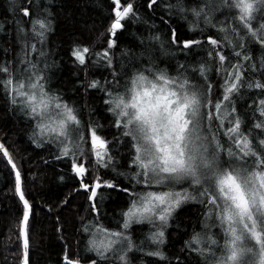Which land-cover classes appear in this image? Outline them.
<instances>
[{
  "label": "snow or ice",
  "instance_id": "obj_1",
  "mask_svg": "<svg viewBox=\"0 0 264 264\" xmlns=\"http://www.w3.org/2000/svg\"><path fill=\"white\" fill-rule=\"evenodd\" d=\"M50 4L8 0L13 18L0 22V35L8 36L5 24H11L18 50L11 51L12 43L0 48V90L12 111L32 121L31 143L53 145L55 159L68 158L79 184L73 190H84L97 214L87 223L82 217L79 229L91 233L85 252L94 257L70 255L65 243L62 264H148L147 258L160 264H264V0H147L153 13L148 19L135 0H110L107 26L96 36L100 47L74 42L69 50L83 71L78 83L85 93H103L112 117L108 129L92 118L91 106L70 104L49 86ZM173 18L186 21L192 35L181 38ZM128 22L148 25V34L137 36L139 52L119 44ZM157 51L185 60L161 67ZM193 53L203 55L191 61ZM0 153L17 198L19 264H30L34 205L25 174L2 141ZM101 170L112 176L105 179ZM102 188L128 197L117 228L100 221ZM189 201L201 206L199 230L194 227L169 256L163 250L166 229ZM61 203L67 205L68 197ZM145 224L149 232L137 243L131 229Z\"/></svg>",
  "mask_w": 264,
  "mask_h": 264
},
{
  "label": "trees",
  "instance_id": "obj_2",
  "mask_svg": "<svg viewBox=\"0 0 264 264\" xmlns=\"http://www.w3.org/2000/svg\"><path fill=\"white\" fill-rule=\"evenodd\" d=\"M109 2L110 0H51L49 7L53 14V30L48 35L46 45L50 52L48 57V63L51 65L48 70L50 88L62 95L70 104L80 108H84L85 105L91 106L95 109L92 118L105 125L106 129L112 117L105 111L103 93L95 90L85 93L84 88L78 83L79 80L84 79L83 71L73 63L69 50L74 42L88 45L95 43L97 48L100 47L96 36L107 26ZM135 3L142 17L148 19L153 16L146 7L147 0H135ZM7 7L8 0H0V22L11 21L13 18ZM160 15L159 11L155 13V23L163 32L164 30L159 27ZM171 27L178 30L181 38L192 35L187 30L186 21L173 18ZM147 28L148 25L142 22L135 24L128 22L127 30L120 36L119 44L121 47L132 48L134 52H139L137 36L141 34L146 36ZM5 31L9 35H0V48L12 43L11 51L18 50L12 25L5 24ZM210 32L216 34L214 29ZM162 40L165 42V47H168L166 35H162ZM116 52L119 55V49ZM155 55L159 57L161 67L169 63L174 67L176 60H185L183 54H177L173 58L157 51ZM202 55L203 53H193L188 59L195 61ZM3 58V54L0 53V60ZM8 58L11 59V54ZM102 72V69H98L95 75L100 77ZM211 79H217L214 72L211 74ZM243 106L244 101L241 102L240 107ZM83 118L88 119L87 109L83 113ZM109 131L114 133L116 130L113 128ZM31 132L32 121L22 113L12 111L3 91L0 90V141L5 143L15 162L21 166L27 181L28 198L34 205L30 264H62L65 243L69 246L70 255L78 251L81 256L94 257L91 253L85 252L88 234L79 231L82 217L87 223L97 215L90 210L88 194L82 189L73 190L78 189L79 184L70 171L68 158L55 159L58 150L53 145L45 144L43 148H37L31 143ZM108 138L110 139L111 136L109 135ZM125 151L124 148L121 149V152ZM5 162L0 153V264H19L17 245L13 244L15 241L13 233L19 211L17 198L10 190L12 188L10 167H5ZM124 164L125 161L121 160V165ZM101 174L105 179L112 176L111 173L105 174L104 170H101ZM61 176L64 177L63 180L60 179ZM122 182L127 183V181ZM98 191L101 193L98 197L101 209L100 221L106 227L117 228L122 223L120 210L127 207L128 197L119 191L107 188ZM65 197L69 199L67 205L61 203ZM201 211V206L192 201L177 210L175 219L170 221V226L166 229L167 243L163 246V250L169 256L179 251L194 227L199 230L198 219ZM149 227L147 224L133 225L131 229L133 239L137 243L145 240ZM58 228L61 231H57ZM147 259L148 264H160L156 258Z\"/></svg>",
  "mask_w": 264,
  "mask_h": 264
},
{
  "label": "rangeland",
  "instance_id": "obj_3",
  "mask_svg": "<svg viewBox=\"0 0 264 264\" xmlns=\"http://www.w3.org/2000/svg\"><path fill=\"white\" fill-rule=\"evenodd\" d=\"M89 235H91V233H88V238H89ZM93 256L95 255L94 253H91Z\"/></svg>",
  "mask_w": 264,
  "mask_h": 264
},
{
  "label": "bare ground",
  "instance_id": "obj_4",
  "mask_svg": "<svg viewBox=\"0 0 264 264\" xmlns=\"http://www.w3.org/2000/svg\"><path fill=\"white\" fill-rule=\"evenodd\" d=\"M13 244L16 245V243H14V241H13ZM15 247H16V246H13V248H15Z\"/></svg>",
  "mask_w": 264,
  "mask_h": 264
}]
</instances>
